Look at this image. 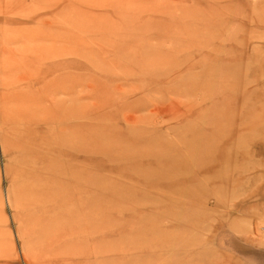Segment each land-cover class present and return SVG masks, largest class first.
<instances>
[{"label": "rangeland", "instance_id": "1", "mask_svg": "<svg viewBox=\"0 0 264 264\" xmlns=\"http://www.w3.org/2000/svg\"><path fill=\"white\" fill-rule=\"evenodd\" d=\"M0 264H264V0H0Z\"/></svg>", "mask_w": 264, "mask_h": 264}]
</instances>
